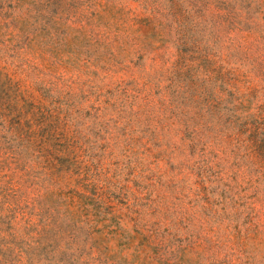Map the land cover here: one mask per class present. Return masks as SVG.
Wrapping results in <instances>:
<instances>
[{
  "label": "rangeland",
  "instance_id": "rangeland-1",
  "mask_svg": "<svg viewBox=\"0 0 264 264\" xmlns=\"http://www.w3.org/2000/svg\"><path fill=\"white\" fill-rule=\"evenodd\" d=\"M0 264H264V0H0Z\"/></svg>",
  "mask_w": 264,
  "mask_h": 264
}]
</instances>
